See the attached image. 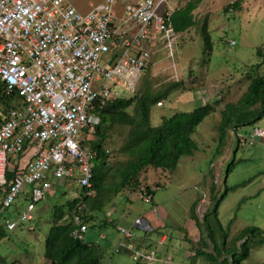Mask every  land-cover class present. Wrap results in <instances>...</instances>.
<instances>
[{
	"label": "rangeland",
	"instance_id": "obj_1",
	"mask_svg": "<svg viewBox=\"0 0 264 264\" xmlns=\"http://www.w3.org/2000/svg\"><path fill=\"white\" fill-rule=\"evenodd\" d=\"M71 1L85 12L102 0ZM188 1L169 0V3L177 8ZM234 2H240V10L228 7ZM194 14L200 24L205 18L208 20L210 50L205 49L199 27L180 33L175 58H169L166 50L157 47L136 92H124V96L140 94L147 87L153 93L168 92L166 99L151 107L153 126L160 125L163 116L192 111L193 99H183L188 91L193 96L196 91H210L219 85L217 92H225L222 103L216 105L213 101L215 113L198 126L193 135L198 148L193 155L183 156L174 170L148 168L140 175L139 188H127L115 195L97 213L95 221L89 223L83 238L100 248V264H143L135 261L131 252L115 251L122 240L118 225L132 230L139 245L156 251L159 260L152 264H209L203 255H195L200 250H213V243L208 241L204 247L200 242L201 230L191 216V206L197 201L196 214L202 220L223 198L218 205V219L210 216L216 230V244L220 246L225 242L224 234H227L226 245L232 247L246 227L264 230V139L256 137L254 144L238 146L235 137H251L255 127L264 129V117L256 124L240 127L236 133L231 131L220 151L218 132L224 102L240 97L249 83L248 74L264 75V0H201ZM178 81L184 82V88L171 87ZM128 131L121 126L112 130L105 145L109 155L107 166L129 158L121 151ZM95 139L94 136L92 140ZM142 187L154 192L155 204L140 198ZM56 188L54 197L36 203L32 221L21 220L29 202L25 196L21 195L11 207L2 210L1 224L7 235L0 240V264H48L44 257L45 239L53 221V207L79 197L82 192L73 180ZM153 207L164 226L153 231L135 227V219L140 215L146 218ZM110 210L111 215L106 217ZM6 220L17 222L16 229L8 230ZM163 236L166 239L161 245L158 241ZM242 264H264V244L259 238L250 242V255Z\"/></svg>",
	"mask_w": 264,
	"mask_h": 264
},
{
	"label": "built area",
	"instance_id": "obj_2",
	"mask_svg": "<svg viewBox=\"0 0 264 264\" xmlns=\"http://www.w3.org/2000/svg\"><path fill=\"white\" fill-rule=\"evenodd\" d=\"M174 10L169 0H102L85 12L71 0H0L2 210L25 196L29 202L21 220L32 221L36 203L54 197L56 186L69 180L93 195L97 152L83 142L93 139L100 122L95 109L130 98L124 92H136L157 47L175 58L180 33L172 22ZM239 137L241 145H252L256 137L264 139V129ZM12 158L16 165L10 168ZM140 197L153 201L146 188ZM83 206L73 212V235L79 239L88 230L79 214ZM17 226L5 222L8 230ZM134 226L152 230L143 217ZM117 230L122 240L116 252H131L143 264L159 260L154 249L138 244L132 230Z\"/></svg>",
	"mask_w": 264,
	"mask_h": 264
},
{
	"label": "trees",
	"instance_id": "obj_3",
	"mask_svg": "<svg viewBox=\"0 0 264 264\" xmlns=\"http://www.w3.org/2000/svg\"><path fill=\"white\" fill-rule=\"evenodd\" d=\"M200 2L201 0H189L184 6L175 8L172 22L178 33L199 27L205 49L210 50L212 41L208 20L205 18L200 24L194 14ZM228 7L240 10L241 5L240 2H234ZM247 79L249 83L240 97L236 101L224 102L220 111L219 151L231 131L236 133L240 127L256 124L264 117V75L248 74ZM171 87L184 88V82L178 81ZM167 96V91L153 93L147 87L142 93L130 98L108 101L96 107L95 113L100 117L94 132L96 139L83 142L85 147L89 146L92 151L97 152L94 159L93 195H87V190L82 189L79 197L53 207V221L45 239L44 257L48 264H100V248L73 235L76 229L73 212L77 205L83 203L84 208L79 214L83 224H87L89 228V223L95 221L97 213L104 210L115 195L127 188H139L142 172L151 167L174 170L183 156L193 155L197 150L198 145L193 135L205 118L215 113V104L206 103L189 112H179L171 117L163 116L162 123L153 126L151 107ZM12 99L13 97L9 102ZM222 99L223 96L214 103H222ZM9 102L4 100L5 104L9 105ZM116 126L129 129L121 148L129 158L107 166L109 155L105 145ZM235 137L237 145H241L239 135ZM10 177L12 174L9 172ZM221 199L205 213L202 220L196 214L198 201L191 206V216L201 230L200 242L204 247L208 246V241L213 243L211 252L200 250L195 255H203L209 264H242L250 255V242L259 238V242L264 244V230L255 226L246 227L235 238L234 246L226 245L227 234H224L225 242L221 243L222 246L216 244V230L211 225L210 216L218 219ZM1 212L0 208V240L7 235L1 224Z\"/></svg>",
	"mask_w": 264,
	"mask_h": 264
},
{
	"label": "crops",
	"instance_id": "obj_4",
	"mask_svg": "<svg viewBox=\"0 0 264 264\" xmlns=\"http://www.w3.org/2000/svg\"><path fill=\"white\" fill-rule=\"evenodd\" d=\"M189 92L190 91H188V93ZM188 93L183 96V99L189 100V101L193 99V102H190V103H192V105L194 106V109H195L197 107L205 105L206 103H211V102L215 101L217 98H220L221 96H223L225 92L220 93V92H217L216 90L214 91L212 89L210 91H206V89H205V90H200L198 92L196 91L193 94L194 98H192L193 96H189ZM15 162H16L15 158H12L10 160V168H13L14 165H16ZM2 197H3V193L0 192V207H1ZM50 198H52V197H50ZM152 203H154V201ZM154 206L156 207L157 205H154ZM152 212H154L155 214L152 215L151 214ZM139 217H143V216L140 215L137 218H139ZM146 218L151 223L153 230H160L164 226V223L162 221V217L158 214L156 208H154V207L148 213V216Z\"/></svg>",
	"mask_w": 264,
	"mask_h": 264
},
{
	"label": "clouds",
	"instance_id": "obj_5",
	"mask_svg": "<svg viewBox=\"0 0 264 264\" xmlns=\"http://www.w3.org/2000/svg\"><path fill=\"white\" fill-rule=\"evenodd\" d=\"M142 188H143V187H142ZM142 188H141V189H142ZM146 189H147V188H146ZM147 190H148V189H147ZM152 191H153V190H152ZM148 192L151 193V194H153L151 191H148ZM140 194H141V193H140ZM140 198H141V197H140ZM152 202H153V201H152ZM151 214H154V212H152ZM106 217H107V216H106ZM143 218H144V217H143ZM145 219L148 220L147 218H145ZM118 227H119V226H118ZM118 227H117V228H118ZM151 231H153V229H152ZM163 237H164V236H163ZM140 245H141V244H140Z\"/></svg>",
	"mask_w": 264,
	"mask_h": 264
}]
</instances>
